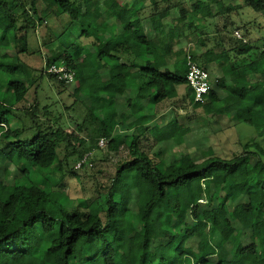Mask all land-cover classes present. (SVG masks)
<instances>
[{"label": "clouds", "instance_id": "9594fccd", "mask_svg": "<svg viewBox=\"0 0 264 264\" xmlns=\"http://www.w3.org/2000/svg\"><path fill=\"white\" fill-rule=\"evenodd\" d=\"M0 264H264V0H0Z\"/></svg>", "mask_w": 264, "mask_h": 264}, {"label": "trees", "instance_id": "16d2710c", "mask_svg": "<svg viewBox=\"0 0 264 264\" xmlns=\"http://www.w3.org/2000/svg\"><path fill=\"white\" fill-rule=\"evenodd\" d=\"M17 84V82L16 81H14V80H9L8 81V86L11 88V87H13V86H15Z\"/></svg>", "mask_w": 264, "mask_h": 264}]
</instances>
